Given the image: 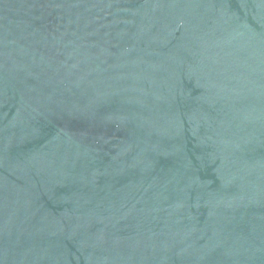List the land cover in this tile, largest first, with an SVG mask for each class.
<instances>
[{"label": "water", "instance_id": "1", "mask_svg": "<svg viewBox=\"0 0 264 264\" xmlns=\"http://www.w3.org/2000/svg\"><path fill=\"white\" fill-rule=\"evenodd\" d=\"M0 201L60 264H264V0H0Z\"/></svg>", "mask_w": 264, "mask_h": 264}]
</instances>
